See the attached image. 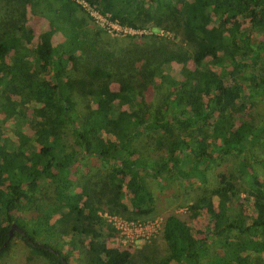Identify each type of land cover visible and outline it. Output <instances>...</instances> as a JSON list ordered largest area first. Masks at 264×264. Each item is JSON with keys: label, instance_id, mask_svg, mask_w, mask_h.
I'll use <instances>...</instances> for the list:
<instances>
[{"label": "trees", "instance_id": "trees-1", "mask_svg": "<svg viewBox=\"0 0 264 264\" xmlns=\"http://www.w3.org/2000/svg\"><path fill=\"white\" fill-rule=\"evenodd\" d=\"M84 1L171 36H113L74 0H0V256L18 238L49 264H127L100 212L170 203L188 214L162 216L148 264H264V0ZM28 13L48 24L35 43Z\"/></svg>", "mask_w": 264, "mask_h": 264}, {"label": "rangeland", "instance_id": "rangeland-1", "mask_svg": "<svg viewBox=\"0 0 264 264\" xmlns=\"http://www.w3.org/2000/svg\"><path fill=\"white\" fill-rule=\"evenodd\" d=\"M90 12V16H92L94 23L113 36L124 37L131 34L139 35L149 34L151 32L171 36V33L164 32L160 28H154L150 24H145L144 26L138 28L120 26L116 21L109 19V14H101L97 8L90 10ZM27 26L29 28H25L24 37L29 38L31 43H35L39 34L47 28L48 24L44 18L34 15L32 16L30 14L27 19ZM247 62L257 63L256 58H249ZM173 69L174 70L171 72L173 77L176 76V73L178 76L179 71L176 70L177 67L175 64H173ZM110 87L111 90H116L117 84H111ZM255 109L257 111H264V97L257 102ZM7 126L8 125L6 124L2 126L5 136L9 134ZM27 130L29 134L32 133V129ZM222 159L226 163L231 164L230 159H234V155H224ZM172 207L174 206H170V203L165 207H156L157 209H155L147 217L136 219H125L124 217L118 216L108 210L102 211L100 213V217L106 225L111 227V232L113 233L109 238L110 241L108 242V246L116 248L124 260H130L127 264H148V259H151L155 253L162 251L165 247L163 241L158 238L162 227L161 225L165 224V218L162 216L170 211H173L182 220H184L188 214V211L185 208L186 206L179 205L174 208ZM179 217L178 222L181 221ZM104 233L107 234L108 229H105ZM208 245L206 244L207 248L210 246ZM211 258L212 257H210L209 260ZM70 259L71 264H83L81 260H75L73 256L70 257ZM0 264L49 263L39 256L32 255L26 245H24L18 238H14L9 254L7 256H0Z\"/></svg>", "mask_w": 264, "mask_h": 264}, {"label": "water", "instance_id": "water-1", "mask_svg": "<svg viewBox=\"0 0 264 264\" xmlns=\"http://www.w3.org/2000/svg\"><path fill=\"white\" fill-rule=\"evenodd\" d=\"M15 230V231H18L20 232L21 234L23 233L22 229L20 227H18L15 223H12L11 224V227L9 229V232H8V238L11 237V234H12V231Z\"/></svg>", "mask_w": 264, "mask_h": 264}, {"label": "built area", "instance_id": "built-area-1", "mask_svg": "<svg viewBox=\"0 0 264 264\" xmlns=\"http://www.w3.org/2000/svg\"><path fill=\"white\" fill-rule=\"evenodd\" d=\"M74 1H76L79 4H81V6H83L84 8H86L88 10V12L91 13L90 10H92L93 8L90 7V6H88L84 0H74Z\"/></svg>", "mask_w": 264, "mask_h": 264}]
</instances>
